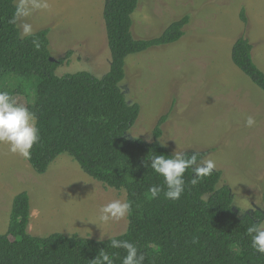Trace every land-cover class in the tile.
I'll list each match as a JSON object with an SVG mask.
<instances>
[{"label": "rangeland", "instance_id": "obj_1", "mask_svg": "<svg viewBox=\"0 0 264 264\" xmlns=\"http://www.w3.org/2000/svg\"><path fill=\"white\" fill-rule=\"evenodd\" d=\"M49 3L47 11H34L27 22L34 32L49 29L53 58L71 51L55 74L87 71L101 77L110 63L103 0ZM241 9L246 21L240 18ZM184 15L189 21L178 40L125 57L119 88L126 102L140 107L125 137L153 141L156 122L165 115L158 141L171 154L194 152L214 159L222 172L220 184L229 186L234 206L264 212V91L230 57L234 41L242 35L264 72V0H138L131 33L137 39L155 37ZM17 77L8 75L6 83L22 87L23 93L13 98L25 106L33 100L36 80ZM3 88L0 80V91ZM248 115L256 118V126H244ZM22 191L29 196L27 232L32 235L57 232L104 240L127 228V218L106 225L96 219L102 205L125 199L123 189L92 179L66 153L37 174L27 160L0 144V234L7 229L14 196Z\"/></svg>", "mask_w": 264, "mask_h": 264}, {"label": "trees", "instance_id": "obj_2", "mask_svg": "<svg viewBox=\"0 0 264 264\" xmlns=\"http://www.w3.org/2000/svg\"><path fill=\"white\" fill-rule=\"evenodd\" d=\"M137 4L138 0H103L110 63L98 78L87 71L56 75V68L71 51L53 58L48 28L34 32V37H19L17 25L10 23L14 0H0L1 91L12 97L23 93L21 86L8 87V75L23 82L36 80L33 100L25 106L37 117L40 142L33 145L27 161L35 173L42 174L59 154L66 153L92 179L123 189L132 202V212L123 234L113 237L134 243L146 257L144 264H264V254L251 247L246 232L253 223L263 221L264 212L256 208L241 213L233 204L229 186L220 184V170L193 186L189 169L178 201L166 199L163 191L155 199L148 196L150 186L164 187V182L146 166L150 163L147 157L172 154L158 141L165 115L156 122L153 141L125 137L140 107L126 102L119 88L125 75L124 60L130 54L175 42L184 34L189 18L184 15L171 21L155 37L137 39L131 33V15ZM240 18L246 21L243 9ZM33 38L40 41L39 50L34 48ZM251 49L249 40L241 35L231 47V61L264 91V72L254 63ZM29 217V196L22 191L14 196L7 229L0 234V264H91L101 249L117 253L115 264H121L125 252L111 248L112 237L94 240L57 232L32 235L27 232Z\"/></svg>", "mask_w": 264, "mask_h": 264}, {"label": "clouds", "instance_id": "obj_3", "mask_svg": "<svg viewBox=\"0 0 264 264\" xmlns=\"http://www.w3.org/2000/svg\"><path fill=\"white\" fill-rule=\"evenodd\" d=\"M49 8V0H16L10 23L20 28L22 37H34L33 25L27 22L28 18L34 11H47ZM32 44L36 50L40 49L41 44L38 39L33 38ZM256 124L254 116L245 117V127L252 128ZM39 142L40 135L35 113L30 111L29 107L18 104L8 91H0V144H6L9 152L30 160L31 149ZM147 160L150 163L146 166L161 176L164 182V187L156 185L149 187L150 199L157 198L163 191L166 199L178 201L185 191V173L189 169L192 172L190 183L194 186L202 178L211 176L217 167L214 159L201 158L198 154L188 156L183 151H174L171 156L152 153ZM246 209L249 208L246 206L240 212L243 213ZM131 212V201L126 198L113 199L98 209L96 219L98 223L106 225L127 218ZM246 232L251 236V247L257 253L264 254V222L253 223ZM195 242L193 240V243ZM110 246L113 249L124 250L125 255L121 258V264H144L146 257L134 243L112 237ZM117 256V253L109 254L101 249L99 254L91 260V264H115Z\"/></svg>", "mask_w": 264, "mask_h": 264}, {"label": "water", "instance_id": "obj_4", "mask_svg": "<svg viewBox=\"0 0 264 264\" xmlns=\"http://www.w3.org/2000/svg\"><path fill=\"white\" fill-rule=\"evenodd\" d=\"M51 59H52V58H51ZM233 210H234V211H236V209H235V208H233Z\"/></svg>", "mask_w": 264, "mask_h": 264}]
</instances>
